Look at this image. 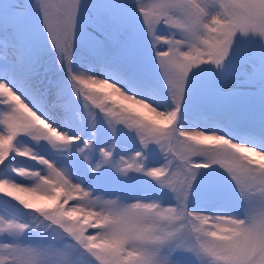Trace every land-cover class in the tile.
I'll list each match as a JSON object with an SVG mask.
<instances>
[{
  "label": "snow or ice",
  "instance_id": "snow-or-ice-1",
  "mask_svg": "<svg viewBox=\"0 0 264 264\" xmlns=\"http://www.w3.org/2000/svg\"><path fill=\"white\" fill-rule=\"evenodd\" d=\"M0 264H264V0H0Z\"/></svg>",
  "mask_w": 264,
  "mask_h": 264
},
{
  "label": "rangeland",
  "instance_id": "rangeland-1",
  "mask_svg": "<svg viewBox=\"0 0 264 264\" xmlns=\"http://www.w3.org/2000/svg\"><path fill=\"white\" fill-rule=\"evenodd\" d=\"M94 111L97 112V113L99 112L98 109H94ZM142 114H143L144 116H148V115H149V114L146 113V112H143ZM76 119H77V120L80 119L79 115H77ZM85 119L87 120V119H90V118L87 117V116H85ZM118 127H122V126H118ZM125 131H127V130H125ZM136 144H138V141H136ZM135 146H136V145L133 144L132 141H129V140H127V139H121V141H120V150H121V151L129 152V151H131V149H132L133 147H135ZM153 147H156V148H157V152H156L155 157L151 160V162H152V163H156L157 165H159V163H160L162 157H161V154H160V152H159V148H158V146L153 145ZM17 159L23 160L24 163H27V164H31V163H33L32 161H27V160H25L24 158H17ZM12 175L15 177V179H17V180H22L25 184L28 183V181H27V180H24V178H21V177L15 176L14 173H13ZM4 199H9V198H4ZM12 203L15 204L16 202H15V201H12ZM73 203H74V201H69V205H71V204H73ZM17 206H19V205H17ZM90 231H91V230H90Z\"/></svg>",
  "mask_w": 264,
  "mask_h": 264
}]
</instances>
